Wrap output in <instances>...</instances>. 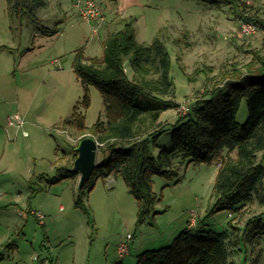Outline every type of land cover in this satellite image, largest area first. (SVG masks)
I'll return each mask as SVG.
<instances>
[{
	"label": "rangeland",
	"instance_id": "1",
	"mask_svg": "<svg viewBox=\"0 0 264 264\" xmlns=\"http://www.w3.org/2000/svg\"><path fill=\"white\" fill-rule=\"evenodd\" d=\"M97 2L114 21L132 20L140 44L150 46L160 39L169 52L177 107L161 114L163 131L151 149L155 157L173 149L172 124L185 116L179 103L192 104L231 66L245 70L255 52H264V31L248 37L238 32L241 20L264 17V0ZM74 4L45 0L35 11V22L11 17L7 1L0 0V264H137L143 252L168 247L184 233L191 212L197 213L193 228L200 222L207 230L242 238L246 221L264 213V200L255 196L239 212L213 213L218 162L174 158L171 178L154 177L157 214L143 222L121 176H112V183L94 177L95 186L89 184L81 195L83 207L76 206L80 176L54 183L61 168L71 167L79 140L73 128L63 126L84 94L73 71L76 52L83 48L86 58L101 57L107 38L104 30L93 36L92 24ZM109 25L108 20L105 27ZM113 26L111 31L120 28L116 22ZM125 71L133 77L127 62ZM89 93L91 105L83 112L91 128L104 117V100L93 86ZM14 114L24 119L27 137L8 128L7 118ZM247 120L242 100L237 121L243 126ZM262 157L260 153L264 167ZM261 190L264 195V184ZM31 212L42 213L43 224ZM128 234L134 239L122 260L117 248ZM230 259L235 264H264V236L257 243L240 240Z\"/></svg>",
	"mask_w": 264,
	"mask_h": 264
},
{
	"label": "trees",
	"instance_id": "2",
	"mask_svg": "<svg viewBox=\"0 0 264 264\" xmlns=\"http://www.w3.org/2000/svg\"><path fill=\"white\" fill-rule=\"evenodd\" d=\"M6 1L11 17L35 22V11L45 6V0ZM250 19L246 20L264 31V17ZM117 23L120 28L104 41L101 57L86 58L82 48L73 62L84 94L63 126L73 128L79 135L75 147L86 136L94 137L100 144L101 156L78 193L76 206L83 207L81 195L89 184L95 186L94 177L121 176L136 200L139 222H143L157 214L159 199L153 191L154 177L171 178L176 157L195 164L218 162L213 213L223 209L239 212L255 196L264 200V167L259 159L263 153L264 161V52H255L245 70L233 65L219 81H214L212 89L192 103L190 112L172 124L173 149H164L155 157L151 149L163 131L164 126L158 123L161 114L177 107L169 52L160 39L150 46L140 44L132 20L119 19ZM126 62L133 70L132 78L126 74ZM91 86L103 96L104 117L89 128L83 111L91 105ZM242 100L248 110L243 126L237 121ZM76 157L75 154L70 166ZM78 176L69 168H61L54 183ZM263 214L246 221L242 238L233 232L207 230L199 222L195 228L188 227L170 246L140 254L137 264H235L230 254L240 240L247 238L257 243L264 236Z\"/></svg>",
	"mask_w": 264,
	"mask_h": 264
},
{
	"label": "built area",
	"instance_id": "3",
	"mask_svg": "<svg viewBox=\"0 0 264 264\" xmlns=\"http://www.w3.org/2000/svg\"><path fill=\"white\" fill-rule=\"evenodd\" d=\"M74 6L79 11L80 16L89 24H92L93 27V36H97L99 32L103 29V27L107 24V15L103 9V7L97 2V0H75ZM258 31H260L259 27L245 19L241 20L238 28V32L244 36H253ZM191 102L187 101L185 103H179L178 109L179 112L183 115H187L191 110ZM7 126L9 129H14L16 131V136L22 133L24 137L28 136V133L24 130L25 121L19 114L10 115L7 118ZM8 135L9 130H6ZM109 183L113 182V179H109ZM35 215L38 220L43 224L45 216L39 212H31ZM191 220L189 222V228H193L195 226V218L197 217L196 212H191ZM134 237L128 234L125 238L122 239L121 243L118 245L117 251L120 256V259H124L129 253L131 244L133 242ZM40 264H49L48 261H42Z\"/></svg>",
	"mask_w": 264,
	"mask_h": 264
},
{
	"label": "water",
	"instance_id": "4",
	"mask_svg": "<svg viewBox=\"0 0 264 264\" xmlns=\"http://www.w3.org/2000/svg\"><path fill=\"white\" fill-rule=\"evenodd\" d=\"M99 149L100 144L94 137L89 135L83 138L75 148L77 157L69 170L80 176L77 186L78 193L81 192L95 170Z\"/></svg>",
	"mask_w": 264,
	"mask_h": 264
},
{
	"label": "crops",
	"instance_id": "5",
	"mask_svg": "<svg viewBox=\"0 0 264 264\" xmlns=\"http://www.w3.org/2000/svg\"><path fill=\"white\" fill-rule=\"evenodd\" d=\"M114 16H111V17H108L107 16V21L109 20V28L111 27V26H113L114 25V22H118V21H114ZM105 27V26H104ZM114 27V26H113ZM107 29V27H105L104 29H102V31L104 30L105 32H107V37L109 36V35H111L112 33H114L115 32V30L114 31H111L110 29ZM111 178H113L112 176H110V177H108L107 178V180H109V179H111ZM189 227V226H188Z\"/></svg>",
	"mask_w": 264,
	"mask_h": 264
}]
</instances>
